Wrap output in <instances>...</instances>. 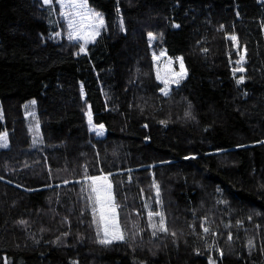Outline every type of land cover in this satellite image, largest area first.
I'll return each instance as SVG.
<instances>
[{"label": "trees", "instance_id": "1", "mask_svg": "<svg viewBox=\"0 0 264 264\" xmlns=\"http://www.w3.org/2000/svg\"><path fill=\"white\" fill-rule=\"evenodd\" d=\"M88 3L83 44L58 0H0V264H264V1ZM149 33L188 69L168 95ZM86 175L124 241L99 242Z\"/></svg>", "mask_w": 264, "mask_h": 264}, {"label": "snow or ice", "instance_id": "2", "mask_svg": "<svg viewBox=\"0 0 264 264\" xmlns=\"http://www.w3.org/2000/svg\"><path fill=\"white\" fill-rule=\"evenodd\" d=\"M44 4L51 5L53 0H43ZM60 3L64 7H68V4L64 3V0H60ZM71 7L75 10L74 12L67 13L69 19V27L73 29V32L70 33V38L75 36L77 39L84 40L87 44L90 40H94L97 35H99L100 29L105 26L103 15L100 12H96L88 6V0H70ZM75 17H79V21ZM178 27V25H177ZM82 33V34H81ZM149 37H152V34L149 33ZM230 39L236 40V36H231ZM85 49L81 47V51ZM164 53H161L163 55ZM179 62V71L172 69L171 65L173 63L172 59L169 58L165 68L166 71L164 75H161L159 69L157 70V79L161 80L164 84V89L161 91L164 95L169 94V85L176 84L179 85L180 82L187 77V69L184 66V60L182 57H177ZM245 57L244 55L240 56V60L237 63L241 64L239 68H235V72H243V64ZM244 77L241 76L238 83H242ZM88 124L91 127V130L97 136H103L105 134V126L103 123L96 124L93 122L92 112L89 108L87 113ZM8 134L5 132L0 134V146L7 147ZM110 175V174H109ZM109 175H98V176H87V188H88V198L92 201L93 204V213L95 217V222L97 224V233L98 235L102 234L100 243L102 244H111L114 241H124L126 239V233L122 229L121 223L118 219L117 208L118 205L115 202V197L113 194V185L109 179ZM157 202L159 203V185H155ZM150 226L154 230L153 235H156V229L159 228V231L168 232V228L165 224L164 213L161 212H152L148 213ZM153 217H159V224L152 221ZM21 223H26L21 221ZM204 231L207 232L208 228H204ZM175 235V233H172ZM251 243V242H250ZM212 264V262H210Z\"/></svg>", "mask_w": 264, "mask_h": 264}, {"label": "rangeland", "instance_id": "3", "mask_svg": "<svg viewBox=\"0 0 264 264\" xmlns=\"http://www.w3.org/2000/svg\"><path fill=\"white\" fill-rule=\"evenodd\" d=\"M261 1H264V0H261ZM58 2L60 3V0H58ZM64 3H65V4H68V7H64V6L60 3V6H61V13H62L63 17L65 18L67 24H68V19H69V17H68V15H67V13H69V12H74L75 10L71 7L70 0H64ZM88 6H89L91 9H93V8L89 5V3H88ZM93 10H94V9H93ZM94 11H96V10H94ZM96 12H98V11H96ZM101 14H102V13H101ZM75 18L77 19V21H79V17H75ZM68 29H69V34L73 32V29L69 27V24H68ZM101 30H102V28L100 29L99 35H97V36L95 37L94 40H90L88 43H90V42H91V43H95L96 40H97V38H98V37L100 36V34H101ZM81 34H82V33H81ZM151 34H152V37H154V38L149 37V41H150V45H151V49H152L153 61H154V67H155V70H156V75H157V70H158V69H159L161 75H164V73H165V71H166L165 66H166V64H167V62H168V60H169V58H171L172 61H173L172 65H171L172 69L175 70V71H179V62L177 61L176 58H177V57H182V56H177V57L172 56L171 54H169V52L167 51V49H166L165 47H164V48H161V49H155V48H154V42H155V40H156V36H155L153 33H151ZM72 38L75 39L76 41H82V43L85 44L84 40H82V39H77L75 36H73ZM161 53H164V54L161 55ZM182 58H183V57H182ZM183 60H184V59H183ZM184 66H185V68L187 69L185 62H184ZM187 76H188V69H187ZM186 78H187V77H186ZM186 78H185V79H186ZM185 79H183L180 83H182ZM159 82L162 84V88H161V89H164L165 86H164L163 82H162L161 80H159ZM174 86H177V85H176V84H170V85H169V89H170L169 92L171 91V89H172ZM5 132L7 133L6 130H3V131L0 132V134H3V133H5ZM8 145H9V141L7 140V146H8ZM109 179H110V177H109ZM117 212H118V209H117ZM118 219H119V214H118Z\"/></svg>", "mask_w": 264, "mask_h": 264}]
</instances>
